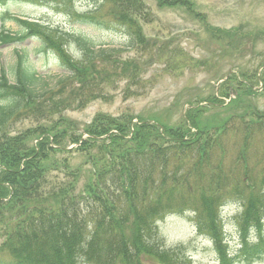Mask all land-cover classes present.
I'll return each instance as SVG.
<instances>
[{"label": "trees", "instance_id": "1", "mask_svg": "<svg viewBox=\"0 0 264 264\" xmlns=\"http://www.w3.org/2000/svg\"><path fill=\"white\" fill-rule=\"evenodd\" d=\"M18 1L49 6L98 31H123L154 50L139 24L152 22L141 0H102L108 10L101 19L95 15L103 6L78 17L74 0ZM7 22L20 32L5 30ZM0 24V47L18 45L14 65L0 70V251L9 256L0 264H187L180 249L164 248L157 226L185 213L213 242L220 264H251L264 256V112L248 110L208 129L193 119L200 113L195 109L176 127L139 118L133 123L126 111L117 117L98 113L81 125L65 112L108 101L105 89L119 81L126 96L131 87L145 88L144 62L121 58L119 49L97 48L100 38L87 32L8 12L0 14ZM29 38L63 71L51 87L22 46ZM70 45L80 58L68 53ZM259 58L264 67V55ZM154 59H146L147 67ZM260 79L264 83V70ZM257 82L256 70L244 71L230 75L218 91L252 95ZM208 101L220 102L214 96ZM228 206L241 210L242 244L230 258L222 245L221 211ZM251 232L256 242L249 244Z\"/></svg>", "mask_w": 264, "mask_h": 264}, {"label": "rangeland", "instance_id": "2", "mask_svg": "<svg viewBox=\"0 0 264 264\" xmlns=\"http://www.w3.org/2000/svg\"><path fill=\"white\" fill-rule=\"evenodd\" d=\"M166 1L176 2L177 6L160 8L156 0H142L153 15V21L143 25L144 35L152 42L153 51L133 43L123 31L115 35L98 31L96 26L81 25L63 12L56 13L49 6L7 0L0 4V13L7 10L51 27L96 35L100 38L98 45L120 48L121 58H140L144 62L141 79L145 88L131 87L130 95L126 96L123 93L125 82H117L114 87L108 88V101L95 100L83 110L67 112L66 116L76 123L85 124L97 113L117 116L128 111L141 119L155 118L168 127H175L189 112L194 115L189 111L191 108H197L200 113L196 114L198 118L193 119L199 127L214 128L228 118L243 116L248 110L264 112V88L261 83L252 89L255 93L252 95L240 96L230 90L228 98L231 97L232 101L228 104L216 103L214 107L206 101L213 95L221 98L217 93L218 83L227 73L255 71L259 67L258 57L264 55V0ZM93 6H103L95 15L96 19H101L108 10L102 0H74L73 3L78 17L90 13ZM4 26L10 33L20 32L13 22H7ZM211 29L229 31V34L212 33ZM22 44L28 48L38 76L51 87L59 80L62 70L53 66L46 53L36 49V40L29 39ZM69 47V51L79 57L76 48ZM15 48V45L0 48V69L14 65ZM153 55L155 59L147 67L146 59ZM146 80L152 83H146ZM239 214L240 211L233 206L222 211L223 230L230 252H235L240 242L235 223ZM158 229L167 248L184 247L188 264H219L212 243L196 233L191 215L169 216L158 223ZM252 264H264V257Z\"/></svg>", "mask_w": 264, "mask_h": 264}]
</instances>
